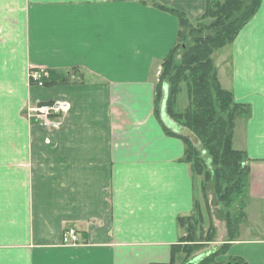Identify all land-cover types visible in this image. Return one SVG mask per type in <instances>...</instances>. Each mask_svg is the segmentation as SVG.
Returning <instances> with one entry per match:
<instances>
[{
    "label": "crops",
    "instance_id": "1",
    "mask_svg": "<svg viewBox=\"0 0 264 264\" xmlns=\"http://www.w3.org/2000/svg\"><path fill=\"white\" fill-rule=\"evenodd\" d=\"M205 7L0 0V264H168L173 252L180 264L177 220L194 210L196 180L165 129L188 132L155 110V90L180 29L171 10L194 22ZM215 58L221 87L250 110L232 137L247 157L244 217L216 260L264 264V0ZM57 100L69 104L57 129L26 118ZM67 228L79 244L62 243Z\"/></svg>",
    "mask_w": 264,
    "mask_h": 264
},
{
    "label": "trees",
    "instance_id": "2",
    "mask_svg": "<svg viewBox=\"0 0 264 264\" xmlns=\"http://www.w3.org/2000/svg\"><path fill=\"white\" fill-rule=\"evenodd\" d=\"M260 1L206 0L205 12L194 22L183 13L171 10L178 18L180 29L175 45L160 65L155 110L161 102L163 85H167L165 112L168 118L195 136L198 145L184 134H175L168 128L165 130L183 140L184 158L191 165L193 174L201 177L204 206L207 208V194L211 192L214 197L211 205L216 207L226 228V239L213 251L202 255L196 264H248L235 256L223 262L216 260L237 238L238 227L244 217L242 205L237 212H230L233 200L240 197L248 178L247 157L243 151L233 148L232 137L236 120L247 118L250 110L248 106L235 102L232 93L221 87L211 55L234 40L257 11ZM182 88L188 104L178 108V95ZM201 153L206 160L209 158L208 165ZM198 206L199 202L195 200L193 212L177 220L181 229V245L177 247L180 264H186L197 256L194 254L200 249V243L211 241L207 234L201 237L203 233L198 235L200 240L196 239L197 229L203 221L197 211ZM176 259L173 252L168 264H175Z\"/></svg>",
    "mask_w": 264,
    "mask_h": 264
},
{
    "label": "rangeland",
    "instance_id": "3",
    "mask_svg": "<svg viewBox=\"0 0 264 264\" xmlns=\"http://www.w3.org/2000/svg\"><path fill=\"white\" fill-rule=\"evenodd\" d=\"M223 48L224 47L215 50L212 53L211 58H213V60H216L215 55L219 51L223 50ZM160 69H159V72H160ZM43 79H44V74H43ZM164 90L165 89L163 87V91ZM163 95H164V93H163ZM163 95H162V97H163ZM165 95H166V93H165ZM162 97H161V102L158 105L159 110L160 109L162 110V108L164 109V107H165V100L162 101ZM187 104L188 103H187L186 93H185V90L182 88L181 93H179V95H178V108L186 107ZM160 113H161V111H160ZM163 114H165V113H163ZM175 124H177V123H175ZM185 136H187L194 145H198V140L195 136L194 137L189 136L188 134H185ZM201 156L204 157L205 155H203V153H201ZM204 159H205V157H204ZM205 162L207 163V165L210 163V160L208 157H207V160L205 159ZM195 180H196V200L199 202V206H198L197 211L201 213L202 218H203L201 227L199 229H197L196 239L200 240L198 235L201 233H203V235L201 237H205L206 234H207V236H211V239H210L211 241L207 242V243L206 242L200 243V245H199L200 249L198 250L197 253L194 254V256H196V255L202 256V255L206 254V253H204L205 250L206 251L209 250L212 246H216V247L219 246L220 242L222 240L224 241L226 239V230H225L226 228H225V222L221 218H219V214H217V212H216V207L211 205L212 202L214 201V197L212 196L211 192H208V194H207V208H205L204 200H203L204 195L202 194V192L200 190L201 177L199 175H195ZM241 205L242 204H241V201H239V198H237L236 200H233L231 207H230V212L231 213L237 212ZM201 256H199L196 259V262L198 261V259ZM196 262H195V264H196Z\"/></svg>",
    "mask_w": 264,
    "mask_h": 264
},
{
    "label": "built area",
    "instance_id": "4",
    "mask_svg": "<svg viewBox=\"0 0 264 264\" xmlns=\"http://www.w3.org/2000/svg\"><path fill=\"white\" fill-rule=\"evenodd\" d=\"M42 68L36 67L30 70L29 78L31 81L41 85ZM69 104L65 101H55L46 105L28 106L26 117L47 127L57 129L61 124V119L68 111ZM64 244L76 245L79 243V237L73 229H67L62 235Z\"/></svg>",
    "mask_w": 264,
    "mask_h": 264
},
{
    "label": "water",
    "instance_id": "5",
    "mask_svg": "<svg viewBox=\"0 0 264 264\" xmlns=\"http://www.w3.org/2000/svg\"><path fill=\"white\" fill-rule=\"evenodd\" d=\"M195 262H196V258L193 259L192 261L188 262L187 264H195Z\"/></svg>",
    "mask_w": 264,
    "mask_h": 264
}]
</instances>
